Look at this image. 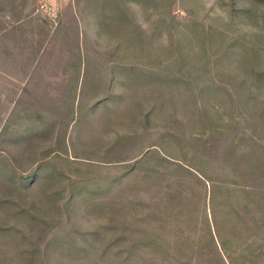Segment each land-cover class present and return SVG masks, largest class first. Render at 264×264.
<instances>
[{
    "label": "rangeland",
    "instance_id": "374dc122",
    "mask_svg": "<svg viewBox=\"0 0 264 264\" xmlns=\"http://www.w3.org/2000/svg\"><path fill=\"white\" fill-rule=\"evenodd\" d=\"M263 109L264 0H0V264H217L203 164L264 259Z\"/></svg>",
    "mask_w": 264,
    "mask_h": 264
},
{
    "label": "trees",
    "instance_id": "16d2710c",
    "mask_svg": "<svg viewBox=\"0 0 264 264\" xmlns=\"http://www.w3.org/2000/svg\"><path fill=\"white\" fill-rule=\"evenodd\" d=\"M261 113L264 114V109L261 110ZM257 118L259 119L258 114ZM229 148H232V146ZM18 153L19 149L16 148L15 155ZM190 168L192 169V178L201 184H210L209 199L211 202H213L216 192H220L228 202L229 209H233V212L229 211L230 218L228 219V224H226V232L223 231L224 234H222L220 229L213 223V210H209L211 223L207 217V211L205 212L209 225V231H207L209 246L215 253L217 264H253L251 258H255V264L257 261H264L263 258H259V256L255 254V249L253 247L254 243L258 240V236L254 234V236H251L248 240L250 233L254 230L246 227L248 223L246 221L244 222V212L240 211L241 206L239 202H242L244 196L252 194L251 188L244 185L237 177L232 178L234 172L229 170L226 166L216 164H210L209 166L208 164H203L202 166L192 165ZM188 201L182 198L175 201V204L182 205L180 208L182 210L184 207L185 209L188 207L186 204ZM254 228L257 229L259 234L261 233L264 235L263 223L257 222ZM160 250L163 251L165 255L163 258L165 259L160 261L152 259L146 262V264H195L191 259L182 261V257L170 259L166 257V249ZM211 260L213 264V258Z\"/></svg>",
    "mask_w": 264,
    "mask_h": 264
}]
</instances>
